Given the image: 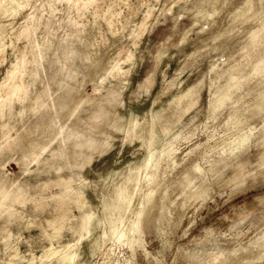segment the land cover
Listing matches in <instances>:
<instances>
[{
  "label": "rangeland",
  "instance_id": "obj_1",
  "mask_svg": "<svg viewBox=\"0 0 264 264\" xmlns=\"http://www.w3.org/2000/svg\"><path fill=\"white\" fill-rule=\"evenodd\" d=\"M0 3V264H264V0Z\"/></svg>",
  "mask_w": 264,
  "mask_h": 264
},
{
  "label": "bare ground",
  "instance_id": "obj_2",
  "mask_svg": "<svg viewBox=\"0 0 264 264\" xmlns=\"http://www.w3.org/2000/svg\"><path fill=\"white\" fill-rule=\"evenodd\" d=\"M77 1V0H76ZM95 1V0H94ZM93 0H85V2H94ZM84 2V1H83ZM0 7H1V3H0ZM198 11H202V9H199L198 8ZM214 11H216L215 10V8H214V10H213V12ZM234 12V11H233ZM235 14V13H234ZM194 22V21H193ZM197 22V21H196ZM150 25H151V23H149V13H146L145 15H144V17L142 18V20H141V22L139 23V25L135 28V30H134V35H133V40H134V43L136 44V45H138L139 44V41L141 40V38H142V36L145 34V32L146 31H148L149 29H150ZM257 27V26H256ZM264 21L261 23V25L259 26L258 25V27L257 28H253V30H252V32H251V37H252V44H256V43H258L259 42V40H256L255 38L258 36V35H260L261 33H260V31H261V29L263 30L264 28ZM205 28V27H204ZM27 30H28V26L26 25V27L24 28V30L23 31H25V32H27ZM264 35V34H263ZM263 39V38H262ZM251 40H250V43H251ZM197 42H198V39H197ZM249 43V42H248ZM260 43H262V41L260 42ZM247 44V43H246ZM246 44H244V45H246ZM247 45H249V44H247ZM246 45V46H247ZM262 45V44H261ZM258 46V45H257ZM253 47V46H252ZM256 47V46H255ZM251 48V47H250ZM258 48V47H257ZM255 49V48H254ZM259 49H260V44H259ZM137 50H139V48L138 47H135L134 48V50L128 55V58L131 60V63H132V67H133V64H135V55H136V52H138ZM247 50V49H246ZM257 52V51H256ZM260 52H261V54L259 55L258 53V55H259V57H258V55H257V58H256V61L254 62L255 63V65L254 66H252L253 68L252 69H255L256 71H260V72H263L264 71V48L261 50L260 49ZM247 53H249V52H247ZM252 53H253V50H252ZM255 54V53H254ZM254 54H252V55H254ZM251 55V54H250ZM248 56V59H252V58H250L251 56ZM255 56V55H254ZM250 62V61H249ZM248 62V63H249ZM253 65V64H252ZM115 66H117V62H115L114 63V65H113V67H115ZM242 70V69H241ZM254 71V70H253ZM9 74L11 75V71H9ZM264 74V73H263ZM9 76V75H8ZM149 77V76H148ZM147 77V78H148ZM146 79V78H145ZM142 81V80H141ZM8 84V83H7ZM141 84V83H140ZM8 87L10 88V92L9 93H11V94H13L17 89H19L20 88V84L19 83H15V82H13V81H11V82H9V84H8ZM259 91V90H258ZM261 91H263L262 89H261ZM258 93V92H257ZM257 95V94H256ZM255 99V101L253 100V102H254V105L255 106H257V107H260V108H264V91L263 92H261L260 94H258V97H256V98H254ZM163 105V104H162ZM159 107V106H158ZM158 109L160 110V109H164V107L163 106H161V108H157L156 110H151V114H152V123H154V120H155V118H156V113H157V111H158ZM131 115V120H130V122H131V124H129V126H130V128H132L133 129V131L135 130V128H136V126H137V123L139 122V119H140V115L138 114V113H131L130 114ZM158 131V130H157ZM156 131V132H157ZM152 133H155V131L152 129ZM159 134V133H158ZM158 134H157V136H158ZM160 137V136H159ZM152 138H155V137H152ZM151 138V139H152ZM160 141H161V139H160ZM164 143H168V145H167V147L166 146H164V149H162V152H161V154L163 155L165 152H166V155L168 156V157H171V160L174 162V157H172L171 155H172V153H173V151L175 150L173 147H171V145H170V142L169 141H166V142H164ZM163 147V146H162ZM166 147V148H165ZM160 154V155H161ZM161 155V156H162ZM142 162H143V160H141V162H139L140 164H142ZM156 162L157 161H153V160H148L147 161V164H150V165H156ZM153 175L154 174H149V176L151 177H153ZM130 179V176H126L125 177V179H124V181L121 183V184H119L118 185V190H117V192H116V201L115 202H109V203H106L105 204V207L106 208H110V207H112V208H114V209H119L120 208V206H121V204H122V202L124 201V199H126L127 198V196H128V193H127V187H126V181H128ZM84 185V184H83ZM83 185H82V187H83ZM75 187V184H73V181H72V179H69V183H68V185H67V187H66V190H71V189H73ZM0 193H1V195L2 196H7L8 195V191L5 189V188H2L1 190H0ZM69 196V194L68 193H66L65 194V196ZM83 195H84V190H78V191H76V197H78V198H81V197H83ZM19 198H20V196L19 195H14L13 197H12V199L13 200H19ZM87 199H86V203H87ZM139 215H140V211L137 213V220H136V222H135V225H133L131 228H129L128 229V231H121V232H117V238L118 239H121V238H124V239H126V241L127 242H131L132 240H131V237H129L127 234L129 233V232H133V229H134V226H137V224L139 223ZM99 221V217L94 213V211L92 210V209H90V208H88L87 207V204H85V208H84V210H83V214H82V223H83V225H86V224H88V225H93V224H95V223H97ZM114 225V224H113ZM116 226V225H115ZM114 232H116L115 231V229L113 228L112 229V233H114ZM93 242V241H92ZM68 246H69V244L67 243V244H65V245H63L62 246V248H60L59 250H58V257H57V259L59 260V264H73L74 263V258H75V256H76V251L74 250V251H70V250H68ZM51 253H55V251H49L48 252V254L46 253V256L48 255L49 256V254H51ZM9 264H17V263H14V262H11V263H9ZM50 264V263H49ZM76 264V263H75Z\"/></svg>",
  "mask_w": 264,
  "mask_h": 264
}]
</instances>
